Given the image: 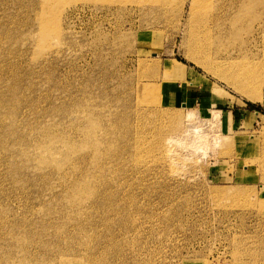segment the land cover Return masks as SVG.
<instances>
[{
	"label": "rangeland",
	"instance_id": "obj_1",
	"mask_svg": "<svg viewBox=\"0 0 264 264\" xmlns=\"http://www.w3.org/2000/svg\"><path fill=\"white\" fill-rule=\"evenodd\" d=\"M0 264H264V0H0Z\"/></svg>",
	"mask_w": 264,
	"mask_h": 264
},
{
	"label": "bare ground",
	"instance_id": "obj_2",
	"mask_svg": "<svg viewBox=\"0 0 264 264\" xmlns=\"http://www.w3.org/2000/svg\"><path fill=\"white\" fill-rule=\"evenodd\" d=\"M204 14H205V13H199L198 15H196V22H197V23L200 22L201 20H203V18H204ZM206 19H207V24H209L210 22L208 21V16H207V15H206ZM196 22H195V23H196ZM205 25H206V24H205ZM210 25H211V24H210ZM210 25H209V26H210ZM253 98L255 99V98H258V97H257V96H254ZM195 144H196V143H195ZM197 145H198V144H197Z\"/></svg>",
	"mask_w": 264,
	"mask_h": 264
}]
</instances>
